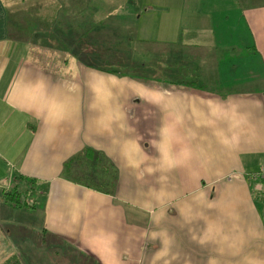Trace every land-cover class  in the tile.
<instances>
[{
	"label": "crops",
	"instance_id": "obj_1",
	"mask_svg": "<svg viewBox=\"0 0 264 264\" xmlns=\"http://www.w3.org/2000/svg\"><path fill=\"white\" fill-rule=\"evenodd\" d=\"M11 1L0 264H264V0Z\"/></svg>",
	"mask_w": 264,
	"mask_h": 264
},
{
	"label": "rangeland",
	"instance_id": "obj_2",
	"mask_svg": "<svg viewBox=\"0 0 264 264\" xmlns=\"http://www.w3.org/2000/svg\"><path fill=\"white\" fill-rule=\"evenodd\" d=\"M39 1L40 0H24V1H22V0L21 1L20 0H12L11 1V5L13 7H19V9H20V7L29 8V7L35 6L36 5V2H39ZM66 6H67V0H41V4L38 6V8H40L42 10H45L47 12H49V11L52 12V10H53L52 8H58L59 7V8L62 9L63 7H66ZM48 8H50V10ZM62 17L63 16L60 15L58 21H53V18H56V15H54V16L51 15V17H50L51 23L48 26L49 27V30H53V31L55 30V31L61 32V29H65L66 28V24L65 23H62V20H61ZM71 49L73 51H75V48H71ZM104 50H105V48H104ZM104 66L105 67H109V68L118 69L121 72H127L129 70V68H132L129 65H124V64H121V63H119V64L118 63H104ZM137 67L139 68L140 65L137 66ZM131 70H132L131 71L132 72L131 75H134V76H138V75H148L149 74V72H148L149 71V68L146 67V66H144V68L142 67V71H146L147 73L146 72H142V71H137L135 69H131ZM68 162H70V160ZM83 171L84 170H82L79 175L77 174L74 177H76L77 179L85 178V179H88V180L93 177L92 174H83L82 173ZM6 194H7L8 197H9L10 194H11V196L14 195V197H15V195H17L16 196L17 199L20 200V194H21V192H18L17 193V190L12 189L9 192H5V195ZM22 198H25L24 195H22ZM27 203H28V205H33V199L32 198H29L27 200ZM40 204H41V200H39L36 203L35 206L38 207ZM29 209H31V207ZM39 209H41V208H39ZM36 210H38V209H36ZM35 216L36 217L34 219V222L37 219V224L39 225V213L38 212L35 213ZM68 247H69V245H68ZM66 258H67V260H70L72 258V256L68 255V256H66ZM11 264H14V262H11Z\"/></svg>",
	"mask_w": 264,
	"mask_h": 264
},
{
	"label": "built area",
	"instance_id": "obj_3",
	"mask_svg": "<svg viewBox=\"0 0 264 264\" xmlns=\"http://www.w3.org/2000/svg\"><path fill=\"white\" fill-rule=\"evenodd\" d=\"M248 177L261 179L264 182V163H262L255 171L249 173ZM262 220L264 222V208L262 210Z\"/></svg>",
	"mask_w": 264,
	"mask_h": 264
},
{
	"label": "trees",
	"instance_id": "obj_4",
	"mask_svg": "<svg viewBox=\"0 0 264 264\" xmlns=\"http://www.w3.org/2000/svg\"><path fill=\"white\" fill-rule=\"evenodd\" d=\"M162 63H163V66H164V62H163V60H162ZM138 64L140 65V68H144V66H146V67H148L149 68V63L148 62H146V63H137V64H134V65H136V66H138ZM102 65H104V64H102ZM153 65H156L157 67L159 66L158 65V63H153ZM131 67V66H130ZM115 70V69H114ZM136 70V69H135ZM258 169V168H257ZM247 177H248V174H247ZM251 179H257V178H251ZM259 180H261V179H259ZM263 181V180H262ZM14 199V198H13ZM19 202V201H18ZM263 210V209H262ZM264 223V222H263Z\"/></svg>",
	"mask_w": 264,
	"mask_h": 264
}]
</instances>
